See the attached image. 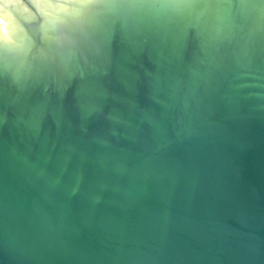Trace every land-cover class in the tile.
I'll return each mask as SVG.
<instances>
[{"label": "water", "instance_id": "1", "mask_svg": "<svg viewBox=\"0 0 264 264\" xmlns=\"http://www.w3.org/2000/svg\"><path fill=\"white\" fill-rule=\"evenodd\" d=\"M0 264H264V0H0Z\"/></svg>", "mask_w": 264, "mask_h": 264}]
</instances>
